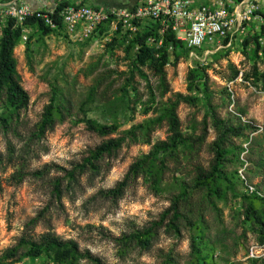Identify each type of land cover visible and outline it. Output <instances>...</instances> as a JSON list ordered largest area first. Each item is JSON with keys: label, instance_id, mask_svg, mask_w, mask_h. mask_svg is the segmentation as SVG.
<instances>
[{"label": "rangeland", "instance_id": "374dc122", "mask_svg": "<svg viewBox=\"0 0 264 264\" xmlns=\"http://www.w3.org/2000/svg\"><path fill=\"white\" fill-rule=\"evenodd\" d=\"M118 1L125 4L127 0ZM250 1L256 3L257 9L244 33L227 46L206 44L201 52L181 55L176 64L165 66L163 79L145 66L132 67L131 55L124 49L127 41L110 48L108 43L117 27L110 21L103 32L81 41L62 30L43 33L35 26L22 28L27 37L24 41L21 37L13 54L29 104L21 112L22 123L17 129L5 131L0 126V256L6 249L16 247L12 264H54L47 256L24 255L29 241H38L41 233L52 232L75 240L82 251H89L102 264H196L190 244L199 224L207 231L212 248L214 259L210 264H252V257H248L252 246L258 255L256 264H264V243L258 241L253 226L242 223L245 203L241 194L245 190L238 180L233 191L225 188L223 199H208L204 189L188 187V201L180 206L183 217L178 220V232L162 225L148 247L123 242L124 235L160 219L171 197L179 192L177 180L190 186L197 167L210 169L215 156L213 143L220 134L213 113L233 124H239V113L241 123L251 120L257 126L254 131L245 130L244 135L228 134V144L239 158L227 155L231 161L224 164L223 170L227 174L241 172L247 183L264 194V90L259 82L258 86L253 84L264 70V62L252 40L263 23L257 12L264 14V0ZM8 2L0 0V8ZM85 2L105 9L99 0ZM113 7L123 5L107 9ZM6 18L0 14V31ZM259 40L263 44L264 38ZM198 62L205 67L206 92L205 97L199 92L201 97L192 99L186 76ZM234 69L239 70L238 76L230 80ZM254 70L255 75L243 79L241 73ZM123 86L128 87V92L121 96ZM53 87L70 101L72 115L58 120L41 138L32 137ZM92 87L93 99L87 102ZM177 93L186 96L179 99L176 113L188 146L167 162L163 190L156 192L149 181L138 177L121 196H108L106 191L124 176L129 165L147 153L155 141L167 137V121L163 119L150 133V143L126 138L119 149L96 161L97 169L88 164L81 167L90 150L109 137L123 135V130L145 118L155 117L159 109L176 100ZM121 98V105H108ZM206 101L211 113L206 111ZM117 110L123 112L118 118V130L107 136L76 122L85 116L109 123ZM239 146L243 148L240 152ZM18 170L22 174L20 182L16 181ZM36 171L43 172L36 175ZM56 180L59 194L54 186ZM79 264L93 262L83 258Z\"/></svg>", "mask_w": 264, "mask_h": 264}, {"label": "trees", "instance_id": "16d2710c", "mask_svg": "<svg viewBox=\"0 0 264 264\" xmlns=\"http://www.w3.org/2000/svg\"><path fill=\"white\" fill-rule=\"evenodd\" d=\"M240 1V0H235ZM69 3L67 0L57 3V7ZM263 19V23L256 32L252 40L255 43V49L261 52L264 62V42H259L264 38V14L257 12ZM151 21V24H147ZM109 20L101 23L96 31L103 32ZM135 30H129L122 27L120 23L117 24L115 35L111 37L108 45L114 49L127 41L124 47L126 52H129L132 60V67L139 69L142 66L152 70L154 74L163 79L165 74V66L167 64H176L181 55L188 56L191 51L201 52L203 48H194L186 46V44L177 38L176 33L171 30V26L166 24L161 19L146 18L135 21ZM37 27L43 33L49 31H64L60 25L58 29H51L39 21L27 19L23 23H16L14 19L6 18L5 25L1 28L0 33V126L3 130L17 129L22 123L21 112L29 104V95L27 90L20 82V76L16 70V58L13 54L14 47L20 42L23 27ZM89 36L88 38H90ZM86 38V39H88ZM85 39V40H86ZM227 39L223 40L226 43ZM29 50V46H26ZM239 70L234 69L230 80L238 76ZM244 80H248L251 74L255 75V70L241 73ZM205 67L200 66V63L191 67L187 73V90L192 92L190 97L192 99H199L201 96L199 92H203L205 97ZM260 83L261 89L264 90V70L257 75L253 84L258 86ZM128 85V84H126ZM93 87L87 96V102H92ZM128 92V87H122V94ZM176 100L170 101L169 104L159 109L158 115L155 117H147L142 122L130 126L123 130V135L116 137H109L103 140L90 150V155L84 159V163L88 164L92 169H97L96 161L105 154H110L119 149L126 138L131 141L141 140L142 142L150 143V133L163 120L166 119L168 125V135L164 139L155 141L149 151L136 158L128 167L124 176L117 181L114 187L106 191L108 196L117 198L121 196L128 186V184L138 177H143L144 180L149 181L151 187L159 192L163 190L165 172L168 170L167 162L177 156L180 149L188 146V140L183 136L180 129V121L176 113V105L179 99H185L186 96L176 94ZM124 103L122 98L120 100L113 99L108 105L114 107L117 104ZM207 112H212L209 102H205ZM71 103L66 99L60 89L52 88L50 100L43 106L40 118L35 124V130L31 133L32 137L41 138L44 134L52 129L58 120H63L65 117H71ZM123 115V112L114 111L113 120L109 123L99 122L97 119L83 116L77 121L85 123L86 129L95 132L100 136H107L117 132L119 127L118 118ZM239 124H233L230 120H222L216 118L212 114V119L215 125L220 129L218 138L214 141V162L210 169L205 170L199 166L196 168L197 173L193 178L192 185L188 186L184 180H177L179 192L171 197L169 207L161 214L159 220L153 221L149 226L143 229H137L129 234L123 236V242H136L142 247H148L151 241L157 234V229L164 225L165 228L179 231L178 220L183 217L180 211V206L183 202L188 201V187L192 189H204L207 198L213 197L223 199L225 197L226 189L234 190L235 180L243 183L237 171L227 174L223 169L227 161H231L227 155L231 154L236 159L239 158V153L236 152L231 144H228V134L236 136L244 135L245 130L254 131L257 126L249 120L241 123V114H237ZM239 152L243 149L238 147ZM2 154L0 153V161ZM43 171H36V175H41ZM16 181L20 182L22 179L21 171H16ZM244 185V184H242ZM55 189L59 194V181L56 180ZM256 188V187H255ZM245 190V189H244ZM260 190L256 188L254 192H243L241 194L245 206L244 217L242 223L244 225L253 226L256 232L257 239L260 243H264V195L257 192ZM212 204H214L212 202ZM262 205L259 207L258 205ZM202 224V221H200ZM197 225V224H195ZM191 249L194 255L196 264H210L213 258L212 248L207 237V231L200 226H196V233L191 237ZM17 248H8L0 256V264H12L15 261ZM24 255L26 257L47 256L54 264H79L83 258H87L93 264H102L101 260L94 256L89 251H82L77 242L73 239H65L60 235L52 232H44L38 236V241H29L28 248ZM252 264H256L258 258H249ZM230 264H242L241 262H231Z\"/></svg>", "mask_w": 264, "mask_h": 264}, {"label": "built area", "instance_id": "2783aa9c", "mask_svg": "<svg viewBox=\"0 0 264 264\" xmlns=\"http://www.w3.org/2000/svg\"><path fill=\"white\" fill-rule=\"evenodd\" d=\"M257 5L250 0H212L196 4L194 0H141L132 6L100 9L83 2L57 3L47 9L32 8L17 0L9 1L0 10L1 15L23 23L27 19L39 21L51 29L63 30L81 41L91 36L98 26L109 20L112 25L120 23L123 28L135 30V21L146 18L161 19L171 26L178 39L191 48H204L216 43L219 47L229 45L237 35L244 33L245 25L255 15ZM22 40L26 39L22 29ZM227 39L226 43L223 40ZM192 52V51H191ZM244 189L251 193L255 186L247 183L244 175ZM260 195L261 192H257ZM255 246L249 249L248 257L257 258Z\"/></svg>", "mask_w": 264, "mask_h": 264}, {"label": "crops", "instance_id": "0c3cea01", "mask_svg": "<svg viewBox=\"0 0 264 264\" xmlns=\"http://www.w3.org/2000/svg\"><path fill=\"white\" fill-rule=\"evenodd\" d=\"M8 1H12V0H8ZM17 1L25 2V0H17ZM60 1L61 0H30V4L34 8L47 9L49 7H52L54 4H56ZM67 1L69 3H76V2L86 3L85 0H67ZM99 1L103 2L105 4V9H107V7H111V6H120V5L132 6V5L138 4L141 0H127L125 4H121V2H119L118 0H99ZM194 1L196 4H201V3H198L196 0H194ZM210 1H212V0H210ZM25 3H27V2H25ZM0 10H1V8H0ZM252 21H253V19L250 22H252Z\"/></svg>", "mask_w": 264, "mask_h": 264}, {"label": "water", "instance_id": "95a60500", "mask_svg": "<svg viewBox=\"0 0 264 264\" xmlns=\"http://www.w3.org/2000/svg\"><path fill=\"white\" fill-rule=\"evenodd\" d=\"M25 2H27L30 6H31V4H30V0H25ZM32 7V6H31ZM32 8H34V7H32Z\"/></svg>", "mask_w": 264, "mask_h": 264}]
</instances>
